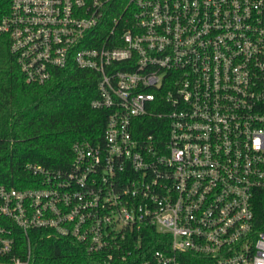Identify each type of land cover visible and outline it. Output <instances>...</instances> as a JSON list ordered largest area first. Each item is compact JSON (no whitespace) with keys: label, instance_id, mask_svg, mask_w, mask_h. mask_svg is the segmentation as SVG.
<instances>
[{"label":"built area","instance_id":"2783aa9c","mask_svg":"<svg viewBox=\"0 0 264 264\" xmlns=\"http://www.w3.org/2000/svg\"><path fill=\"white\" fill-rule=\"evenodd\" d=\"M0 35L29 82L97 73L106 111L67 168L0 185L7 264H67L44 238L80 264H264V0H10Z\"/></svg>","mask_w":264,"mask_h":264},{"label":"trees","instance_id":"16d2710c","mask_svg":"<svg viewBox=\"0 0 264 264\" xmlns=\"http://www.w3.org/2000/svg\"><path fill=\"white\" fill-rule=\"evenodd\" d=\"M10 0H0V18ZM97 73L73 63L55 69L43 83L26 80L7 37L0 35V185L25 188L38 185L40 177L26 167L67 168L75 141L100 142L106 111L90 106L97 93ZM146 118L144 131H150ZM153 232L157 240L159 233ZM43 260L80 264L81 244L66 238H44L36 247ZM0 257V264H7Z\"/></svg>","mask_w":264,"mask_h":264}]
</instances>
